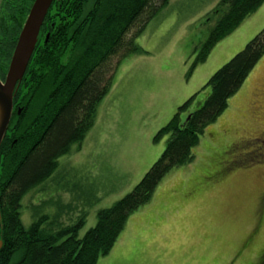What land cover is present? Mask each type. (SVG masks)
Masks as SVG:
<instances>
[{
  "label": "rangeland",
  "instance_id": "374dc122",
  "mask_svg": "<svg viewBox=\"0 0 264 264\" xmlns=\"http://www.w3.org/2000/svg\"><path fill=\"white\" fill-rule=\"evenodd\" d=\"M220 2L168 0L155 12L136 37L145 50L123 57L108 93L94 110L85 139L59 157L53 176L24 194L21 215L26 226L43 214L49 215L44 224L57 228L85 214L78 232L82 236L97 222L98 209L130 192L163 151L167 136L158 140L154 136L188 97L183 95L185 87L199 84L198 101L210 88L203 87L208 78L200 84L204 70L200 67L209 64L210 58L189 69L198 47L226 8ZM217 6L220 11H215ZM262 7L264 1L257 8ZM13 24L16 26V20ZM0 51L2 55L6 52ZM6 59L0 58V65H6ZM192 148L195 159L172 169L147 201L168 214L165 218V212H160L166 228L161 226L153 242L157 253L165 231L170 250L163 260L153 261L263 263L259 249L264 245V218L259 221V217L264 213V54ZM258 224V233L251 237ZM136 227L133 218L126 232L132 233ZM122 241L120 237L119 243ZM115 243L95 264H150L147 257L153 251L144 253L145 257L138 256L141 247L114 253Z\"/></svg>",
  "mask_w": 264,
  "mask_h": 264
},
{
  "label": "trees",
  "instance_id": "16d2710c",
  "mask_svg": "<svg viewBox=\"0 0 264 264\" xmlns=\"http://www.w3.org/2000/svg\"><path fill=\"white\" fill-rule=\"evenodd\" d=\"M167 1L58 2L60 7H56L52 17L56 20L55 31L49 42L59 46L47 47L46 54L36 62L41 70L51 67L52 75L40 82L28 79L24 95L28 98L31 92L35 94V90L40 89L43 96L41 113L46 112L48 117L41 119L39 124L32 121L27 126L18 118L13 119V134L3 140L0 149V183L3 185L0 194V239L3 242L0 264H95L98 257L112 248L129 215L149 201L162 178L173 167L193 160L192 147L198 144L205 127L221 115L229 97L239 89L264 54L263 26L209 76L203 87L210 88L200 102L198 91L188 95L170 119L158 128L155 140L167 136L160 156L130 192L98 209L97 222L82 236L78 232L85 222V214L58 228L45 225L49 215L43 214L26 226L20 209L24 194L53 176L59 157L85 137V131L93 123L94 110L108 93L121 60L132 52L145 50L137 42V34ZM263 1L221 0L220 4H225L226 8L198 47L189 70L205 61L217 41L237 28ZM220 6L215 11H220ZM5 10L10 16L2 15L4 28L6 23L11 24L9 19H16L15 8L9 5ZM84 10L90 11L87 21L77 16ZM73 13L76 15L73 22H67ZM22 19L24 17L16 19V27L22 24ZM135 24L137 27L131 33ZM5 51L4 55L1 51L0 54L8 59L7 49ZM196 101L197 107L186 116ZM32 106L35 109L34 104ZM14 138H17L15 142Z\"/></svg>",
  "mask_w": 264,
  "mask_h": 264
},
{
  "label": "flooded vegetation",
  "instance_id": "af4514ba",
  "mask_svg": "<svg viewBox=\"0 0 264 264\" xmlns=\"http://www.w3.org/2000/svg\"><path fill=\"white\" fill-rule=\"evenodd\" d=\"M34 1L35 0H0V47L1 48L3 47V49H7V52H8L7 57L9 55V53L11 52L9 58L3 62L7 66L6 65H0V78L2 80L6 79L8 67L10 66L11 58H12L13 51L15 49V46H16V43L18 40V36H19L20 31L24 25L25 20L27 19V16L30 12V8L32 7V4L34 3ZM63 1H65V0H52L49 7H47V12L45 13L44 17L42 18L43 21H42L41 26H40L39 37H38L37 43H36L34 49L32 50L33 52L31 54V57L29 58V61L27 63V67H26L22 77L17 81L16 86L14 88L13 108H12L11 119H10V122H9V125H8V128L6 130V133H5L3 140L4 139L6 140V138L9 137V135H10L9 133L13 130L12 128L14 125H11L13 119L18 118L19 121H22L24 123L23 125L27 126L28 123L30 124V123H32V121H36V123L39 124L41 119L48 117L46 112H44L43 115L41 113L40 99H43V96L39 93L40 89L35 90V92H34L35 96H34V94H31L32 93L31 92L28 95V98H26L24 96L26 94L25 87H26L28 79L29 80L32 79L33 81L36 80L37 82H40L41 79L48 78L49 75L53 72L52 69H50L51 65H49L50 68H46V67L43 68V71L40 70L39 72H37V76L35 78L33 77L34 76L33 71H35L34 68L36 66L37 58L39 59L44 54H46L47 51H45V49L47 47L56 48L59 46L58 44L55 45L54 42H49V40H51V37L53 35V31H55V29H53V28H55L54 25L56 23V20L52 19V17L54 16L53 14L56 11V7L58 6V2L63 3ZM85 3L88 6V1H86ZM9 5H10V7L16 9V12H15L16 19L21 18V17H24V19H22L23 20L22 24L18 25L17 27L14 26V24H13L14 20L9 19V20H11V21H9V23H11V24L6 23L5 28H4L2 26L3 25L2 15H5L6 18H8L10 16V12H6V10H5L9 7ZM58 7H60V6H58ZM89 14H90L89 10H84L83 12H80L77 16L81 17L82 20L87 21V16ZM74 16H76L74 13L71 14L69 16V19L67 20V22L72 23ZM16 23H17V20H16ZM3 57L4 56H1L0 58H3ZM38 68H39V66H36V70ZM33 104H34L35 109H36L35 111H34V108L32 106ZM44 120H46V119H44ZM257 137L258 136H255V138H257ZM84 139H85V137L83 139H81V141H83ZM16 140H17V138H14L13 141L15 142ZM81 141H77L75 143H78ZM236 142H238V140H236ZM2 143H3V141H2ZM1 146H2V144H1ZM0 149H1V147H0ZM2 186L3 185L0 183V194L2 192ZM263 218H264V213L259 217V221L263 220ZM258 228H259V224H258V226H256L255 230H253V232H251V234H250L251 237L255 236L258 233ZM2 243L3 242L1 240V244ZM259 250H260L259 251L260 260L264 259V245Z\"/></svg>",
  "mask_w": 264,
  "mask_h": 264
},
{
  "label": "crops",
  "instance_id": "0c3cea01",
  "mask_svg": "<svg viewBox=\"0 0 264 264\" xmlns=\"http://www.w3.org/2000/svg\"><path fill=\"white\" fill-rule=\"evenodd\" d=\"M263 23H264V7H262V9L257 8L254 12L249 14L237 26V28H235L231 33H229L228 35H226L225 37H223L222 39L217 41V43L213 46V48L211 49V51L207 57V59L210 58L208 60V61H210V62H208L209 64H203L204 61L202 63H200V64H203V66L200 67V70L204 69L203 73H201V75L204 74V77L202 78L200 75V84L203 83L207 78H209V76L217 69V67L221 63L223 64V62L225 60H227L233 53H235L236 50L243 47L246 44L245 42L248 41L247 39L249 37H252L253 35H255L257 33L258 28L260 30V26ZM200 64H198V65H200ZM198 85H196L195 87L194 86L190 87V89H189V86H186L183 95L186 97L189 94H192L193 92L199 91V90H197ZM205 94H207V91L205 92ZM205 94H202L203 96L201 95V98L199 99L198 102H200L206 96ZM168 119H170V118H168ZM161 122H159V124H161ZM124 129L126 130V128H124ZM105 131H104V133H106ZM196 155L197 154L195 151V157H196ZM154 156H155L154 154L150 155V158L152 159V158H154ZM195 157H194V159H195ZM187 165L189 166V165H191V163H189ZM176 167L177 166L173 167L172 169H175ZM172 169L165 175V177L171 173ZM179 170L183 171V168H181ZM165 177H163L162 180H164ZM162 180L158 184L157 189L159 188L160 184L163 182ZM154 196H153V198H154ZM160 209H162V210H160ZM160 212H165V210L163 208H158V209L152 208V206H149V204L147 202H145V204L139 206L136 210H134L129 215V218L127 219V223L125 224V228L122 231V234L120 236L123 241L121 243H119V240H120V237H119L118 241L115 243V245L111 251L116 253V252H124V251H130L131 250L130 252H132L133 249L141 247L142 248L141 251L137 252V253H141L140 255H138L139 257H145L144 253L150 254L151 251H153L150 255H148L149 257H147V259L150 260V264H156V262L153 260L157 261L159 259L163 260L164 258H166L170 249H169V244H167L168 241H165V239H164L165 231H163V244L158 247L159 252H157V253L154 252L155 251V248H154L155 245L153 242L154 236L158 235V233L161 230V226H162V229L166 228L165 218L168 217V214H166V212H165V218H163V217L160 218V216H161ZM133 218H134V222L137 224V227L132 233H131V231L126 232L128 224L133 223ZM163 220H164V222L162 225ZM126 234H130L131 236L127 237V236H125ZM121 246H122V250L120 249ZM118 257H122V256H118Z\"/></svg>",
  "mask_w": 264,
  "mask_h": 264
},
{
  "label": "water",
  "instance_id": "95a60500",
  "mask_svg": "<svg viewBox=\"0 0 264 264\" xmlns=\"http://www.w3.org/2000/svg\"><path fill=\"white\" fill-rule=\"evenodd\" d=\"M52 0H35L18 36L5 80L0 78V147L8 128L14 88L22 77L38 37L43 17ZM0 239V244H1Z\"/></svg>",
  "mask_w": 264,
  "mask_h": 264
}]
</instances>
